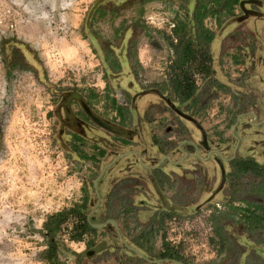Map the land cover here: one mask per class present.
Instances as JSON below:
<instances>
[{
    "label": "rangeland",
    "instance_id": "1",
    "mask_svg": "<svg viewBox=\"0 0 264 264\" xmlns=\"http://www.w3.org/2000/svg\"><path fill=\"white\" fill-rule=\"evenodd\" d=\"M197 5L207 19H193ZM218 5L214 0H0V264H100L101 256L83 257L82 242L72 239L76 218L67 216L52 237L44 228L51 216L93 197L90 185L101 165L81 147L71 151L65 112L69 110L73 118L77 108L68 97L99 87L98 53L109 54L123 39L138 84H160L169 59L166 51L183 36L190 40L197 30L208 32L213 26L215 33L224 24V19L214 25L208 18L227 16L215 8ZM234 20L236 25L242 21ZM237 29L214 42L217 62L233 90L225 93L217 86L202 101L200 108L206 112L198 118L212 137L219 131L226 135L224 123L249 105L236 90L244 72L235 67L240 62L224 60L241 49L240 44L252 45L244 30ZM191 43L198 52L208 51ZM198 184L194 182V188ZM180 185L173 179L162 189L161 201L168 200L170 213L159 228L135 229L144 224L130 212L121 215L116 199L107 216L117 220L122 237H141L151 256L164 243L185 264H264V228L248 235L239 225L223 223L226 240L220 244L208 220L201 215L192 218L198 213L187 210L188 203L202 199L187 195L191 185ZM171 217L193 221L176 225L168 223ZM94 236L100 238L98 233ZM48 242L54 248L50 260L44 254ZM106 259L105 264L113 262L110 255Z\"/></svg>",
    "mask_w": 264,
    "mask_h": 264
},
{
    "label": "flooded vegetation",
    "instance_id": "2",
    "mask_svg": "<svg viewBox=\"0 0 264 264\" xmlns=\"http://www.w3.org/2000/svg\"><path fill=\"white\" fill-rule=\"evenodd\" d=\"M257 1L236 0L233 5L241 12L232 17L256 16L252 9H256L254 4ZM231 21L224 23L222 28L229 27ZM125 43L123 39L119 46L110 49L109 54L102 55L101 83L96 90L85 88L81 93L68 97L77 108L73 118L69 110L65 112L69 122L67 135L73 145L70 146L71 151L76 153L74 149L81 147L101 164L90 185L93 197L88 202L85 197L81 206H76L82 222L75 220L73 233L77 224H87L89 229L77 238L83 244L81 255L90 259L101 256L100 264H105L107 255L113 259L110 264H185L164 243L160 244L156 256H151L146 252L148 249L142 246L141 237L135 240L122 237L117 220L107 216L111 200L116 199L121 205V215L130 212L138 224H144L135 229L159 228L170 213L167 210L168 200L161 201L164 199L162 189H167L174 179L181 183L180 186L188 188L191 185L187 195L193 194L202 199L197 204L188 203L187 210L198 213L192 218L201 215L207 219L213 233L214 226L218 225L225 235L223 223L239 225L244 231L240 222L230 221L232 209L237 208L234 204H240L238 208L242 209L246 201L255 199L264 206V199H257L253 193L254 178L239 168L245 160L259 166L264 164V78L254 79L247 70L244 71L246 75H239L241 86L236 90L249 105L232 114V119L224 123V126L227 125L226 135L219 131L212 137L210 131L203 129L198 118L206 112V109L200 108L202 101H206L217 86L225 93L233 90L217 62L219 53L214 43L208 51L198 52L192 46L196 52L195 59L206 58L202 62L206 72H199L200 66L193 61L194 64L187 62L179 65V48L172 47L166 51L169 59L161 83L147 81L145 84L144 81L143 86L138 84L134 68L123 67L116 58L115 53L126 54ZM213 65L218 68L213 69ZM248 66L246 64V69ZM174 84H192L191 96L185 98L183 92L174 89ZM255 84L258 86L255 87ZM204 85L207 86V93ZM134 87L135 91L131 92ZM148 95H153L155 99L144 100L143 97ZM139 105L144 109L140 110ZM146 125L152 131L150 138L143 135ZM137 129L142 131L138 135ZM148 140L150 142L147 143ZM80 143L82 146H77ZM196 181L200 184L194 188ZM192 218L175 221L176 218L171 217L168 223L180 225L189 221L192 224ZM96 233L100 235L97 240L94 238ZM141 235L142 232L139 233ZM94 244H102L104 248L98 250Z\"/></svg>",
    "mask_w": 264,
    "mask_h": 264
},
{
    "label": "crops",
    "instance_id": "3",
    "mask_svg": "<svg viewBox=\"0 0 264 264\" xmlns=\"http://www.w3.org/2000/svg\"><path fill=\"white\" fill-rule=\"evenodd\" d=\"M232 1L233 0H214V4H216V3L220 4V5L216 6L215 8H221V12L225 13L227 16H225V17H208V18L212 19V22L214 23V25L220 24L218 22V21H220V19H224V23L228 22L231 19L233 21V23L230 24L229 27L225 26L224 28H222L223 27L222 25H224V24H222V25L220 24L221 26H220L219 30H217L215 33H214V30H215L216 26H213L212 29H208L209 30L208 32H205L203 30H197L196 32H194L192 34V38L190 40L193 43H196L193 41L195 39V37H204V36L208 35L211 37V41L209 43L202 42V43H205L206 46H204V45L202 46L201 45L202 43L197 45V46L209 49L211 47L212 43L216 42V40H218V39H225V37H229L228 34L235 29L238 30L237 27L239 26V28H242L244 30L245 34L247 35L246 37L251 41L252 45H251V47H247V45H245V44L244 45L240 44L241 49H239V50L237 49V52L233 53V55L229 56V58L225 57L224 60L226 61V59H228L229 62H232V60L234 59L237 62H240L238 65H235V67H237L240 72L247 70L250 73L251 77H253L254 79H256L258 77L264 78V0H258L254 4L256 9L253 8L252 10L255 13L254 15H256V16L242 17L241 18L242 21H240L241 25H239L240 23H238L236 25V23L234 22L235 21L234 19H236V21H237V19L239 17H232L236 13V10H233L236 7H235V5L232 4ZM200 7H201V5H200ZM198 19L200 21H202V20H205L207 18L203 17L201 12H200V17H198ZM179 26H182V25L180 24ZM177 31H178V29H176L174 32H176V34H179ZM217 52L219 53V51H217ZM223 52L226 53L227 50H224ZM98 54H99L98 59H99V63H100L99 69L102 72L101 64H102V57L103 56L101 55V52H99ZM115 54H116L117 60L120 63H122V65H124L123 67L130 68V64H129L128 59L125 56V54L121 55L120 52L115 53ZM236 57H237V59H236ZM193 62L195 64H197L198 67L201 65L200 58H196L195 60H193ZM246 64H249L248 69H246ZM217 66H219V65L217 64ZM221 67H222V65H221ZM212 68L216 70V68H218V67L213 65ZM246 72H243L242 74L245 75ZM116 75L118 77L122 76V74H116ZM116 75H115V77H116ZM214 75L216 76V73H214ZM257 86L255 84V87H257ZM135 89H136L135 87L131 88V92H134ZM119 96H120V94H119ZM146 98H148L149 100H152V101L155 99V97L153 95H148V96L143 97L144 100H146ZM116 101L119 102L118 99H116ZM139 109L143 110L144 106L139 105ZM149 130H150V127L148 129V125H146V131H143V135L147 138H150V136L152 134V131H149ZM139 132H142V131H139L137 129V135L139 134ZM140 134H142V133H140ZM148 142H150V140H148L147 143ZM144 144H145V142H144ZM151 152H153V151H151Z\"/></svg>",
    "mask_w": 264,
    "mask_h": 264
},
{
    "label": "trees",
    "instance_id": "4",
    "mask_svg": "<svg viewBox=\"0 0 264 264\" xmlns=\"http://www.w3.org/2000/svg\"><path fill=\"white\" fill-rule=\"evenodd\" d=\"M235 1L236 0H233L232 4H235ZM192 15H193V19L195 20H198V17H200V10H198V5L194 8ZM209 41H211V37L208 35L204 37H195L194 39V42H196L197 44H201L202 42H209ZM191 42H192L191 40L183 36L179 39L177 44L173 45L174 48H179L177 53L179 65L180 63L183 64V63L191 62L195 59L194 55L196 52L192 48ZM205 59L206 58L204 59L200 58L201 60V65L199 69L200 72H206L203 70V63H202L206 61ZM192 88H193L192 84H186L181 86L174 84V89L177 90L178 92H183L185 98L191 96ZM239 168H242L243 169L242 172H247L249 173V175H251L254 178L252 185H254L255 190L253 191V193H255L257 199L263 200L264 199V164L259 166L251 160H245L239 165ZM245 201L246 200H244V202ZM82 204L84 205V203ZM236 215H240V216L237 217ZM67 216H72L76 218L77 221L82 222L80 213L78 212L76 207H72L67 211H61L55 214L54 216H51L44 224L45 231L47 232L49 237H52L54 235V233L59 228L60 224L66 220ZM230 221L240 222L243 225L244 231L248 235H250V233L257 227L261 226L262 228H264V206L260 202H257L255 199H252L251 201H246L244 208L240 209L238 207L237 208L234 207L232 209V217ZM87 229L89 228L86 223L77 224L72 239H77L80 236V234H82ZM214 235L221 243L224 242L225 235L222 233L220 226L218 225L214 226ZM255 242L258 243V241ZM44 254L47 256L46 259L48 260L54 257V248L50 242L47 243Z\"/></svg>",
    "mask_w": 264,
    "mask_h": 264
},
{
    "label": "built area",
    "instance_id": "5",
    "mask_svg": "<svg viewBox=\"0 0 264 264\" xmlns=\"http://www.w3.org/2000/svg\"><path fill=\"white\" fill-rule=\"evenodd\" d=\"M172 27H173V24H170V25H169V28H172Z\"/></svg>",
    "mask_w": 264,
    "mask_h": 264
}]
</instances>
